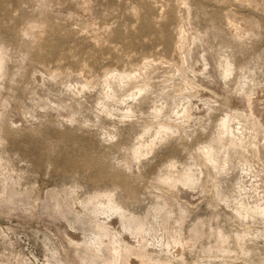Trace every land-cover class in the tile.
I'll list each match as a JSON object with an SVG mask.
<instances>
[{
    "label": "rangeland",
    "instance_id": "obj_1",
    "mask_svg": "<svg viewBox=\"0 0 264 264\" xmlns=\"http://www.w3.org/2000/svg\"><path fill=\"white\" fill-rule=\"evenodd\" d=\"M0 264H264V0H0Z\"/></svg>",
    "mask_w": 264,
    "mask_h": 264
},
{
    "label": "bare ground",
    "instance_id": "obj_2",
    "mask_svg": "<svg viewBox=\"0 0 264 264\" xmlns=\"http://www.w3.org/2000/svg\"><path fill=\"white\" fill-rule=\"evenodd\" d=\"M226 124H227V123H226V122H224V123H223V126H224V127H227V125H226Z\"/></svg>",
    "mask_w": 264,
    "mask_h": 264
}]
</instances>
